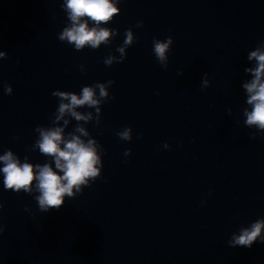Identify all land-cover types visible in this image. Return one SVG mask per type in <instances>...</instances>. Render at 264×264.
I'll use <instances>...</instances> for the list:
<instances>
[{"label": "water", "instance_id": "obj_1", "mask_svg": "<svg viewBox=\"0 0 264 264\" xmlns=\"http://www.w3.org/2000/svg\"><path fill=\"white\" fill-rule=\"evenodd\" d=\"M110 2L108 21L79 20L109 36L77 48L60 39L66 0H0V156L63 176L39 149L60 129L61 149L91 145L97 173L43 212L38 180L15 192L0 171V264H264V227L251 247L228 243L264 222V129L246 123L245 88L264 0ZM85 87L96 103L71 105Z\"/></svg>", "mask_w": 264, "mask_h": 264}, {"label": "clouds", "instance_id": "obj_2", "mask_svg": "<svg viewBox=\"0 0 264 264\" xmlns=\"http://www.w3.org/2000/svg\"><path fill=\"white\" fill-rule=\"evenodd\" d=\"M66 8L69 10L70 19L74 22L71 29L65 30L60 39L67 38L69 42H74L77 48H80L86 43H90L96 47L101 41L106 40L109 32L106 30L97 31L96 28L89 29L87 21L79 23L81 17L87 16L89 19L100 23L108 21L117 9L112 5L110 0H66ZM131 36L125 43H130ZM168 43H171L169 38ZM168 47L167 43L154 41L153 51L159 60H164V53ZM3 56V53H0ZM256 57L259 61V67L253 69L255 72V79L252 83L246 84L245 88L252 95L248 103L253 104L251 113L248 114L246 123L248 125L256 124L259 128L264 129V83L260 82L261 75H264V53L259 50L254 51L248 57L252 59ZM6 94H11V88L5 89ZM103 86H101V95H104ZM62 97L65 93L60 94ZM85 102L88 104H95L93 100V92L90 88L83 89L82 99H78L75 95L71 96V105H82ZM69 105L61 103L60 112L63 113ZM77 119L80 116L73 112ZM122 138L129 139V132L125 131L120 134ZM42 140L39 143V149L42 153L48 155H55L56 167L62 169L63 176L54 172L48 165L39 168L38 175L34 173L33 166L27 162L20 163L18 159L13 156L11 151H7L3 156H0V161L4 162V166L0 171L4 173L5 189H11L19 192L24 189L28 192L30 185L34 179L38 180V190L40 195L36 198L38 207L43 212L56 209L59 210L63 203L62 197L65 193L72 195L73 185H79L85 177L97 175L94 168L96 156L91 145H85L76 138L66 143L63 149L60 148L61 131L60 129L42 131ZM63 161V163H61ZM264 227V222L258 221L251 226V229H243L239 236H234L228 241L229 245L251 247L257 241L261 228ZM5 225L0 224V233L4 231ZM264 242V239L259 240Z\"/></svg>", "mask_w": 264, "mask_h": 264}]
</instances>
